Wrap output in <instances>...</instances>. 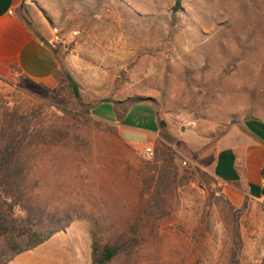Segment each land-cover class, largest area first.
Instances as JSON below:
<instances>
[{"label":"rangeland","instance_id":"1","mask_svg":"<svg viewBox=\"0 0 264 264\" xmlns=\"http://www.w3.org/2000/svg\"><path fill=\"white\" fill-rule=\"evenodd\" d=\"M26 1L41 33L52 38L58 28L54 48L85 103L137 100L124 124L153 130L155 108L170 135L149 140L84 114L59 83L0 75V127L18 107L39 130L31 167L39 193L70 209L71 228L92 242L94 232L102 243L121 240L110 264H233L234 253L236 264H264V202L232 209L211 173L229 125L264 119V0H181L175 17L176 0ZM114 111L107 101L93 108L107 119ZM148 146L155 156L172 152L179 173L156 197ZM151 204L161 210L148 222Z\"/></svg>","mask_w":264,"mask_h":264},{"label":"crops","instance_id":"2","mask_svg":"<svg viewBox=\"0 0 264 264\" xmlns=\"http://www.w3.org/2000/svg\"><path fill=\"white\" fill-rule=\"evenodd\" d=\"M23 1L0 0V75H19L53 88L57 85L55 72L59 62L47 44L51 37L33 24L26 10L29 4L26 0L23 14L31 26L21 18L17 9ZM113 105V118L93 115L119 123L126 132L146 134L149 140L158 134L156 121L151 122L153 130L124 124L129 111L124 115L122 104ZM211 173L234 206H242L246 200L264 202V119L245 118L229 125L215 145ZM69 226L37 247L17 255L8 264H93L90 232Z\"/></svg>","mask_w":264,"mask_h":264},{"label":"trees","instance_id":"3","mask_svg":"<svg viewBox=\"0 0 264 264\" xmlns=\"http://www.w3.org/2000/svg\"><path fill=\"white\" fill-rule=\"evenodd\" d=\"M24 1L18 6L17 12L31 26L30 21L20 12ZM181 10V0H176L172 9L173 17ZM47 44L59 62V68L55 72L57 83L71 90L73 97L81 107L82 113L93 114V108L97 104L107 101L122 104V114L125 115L129 111L130 104L137 102V100H134L126 103L105 99L95 104L85 103L78 82L60 64L58 50L49 43ZM150 104L153 106L152 103ZM154 110V119L159 128V133L163 139L169 141L170 135L160 129L167 123L160 118L155 108ZM38 134L37 126H31L29 114L23 113L18 107L5 110L0 127V264H8L22 252L37 247L55 233L65 230L77 218L70 209L53 207L48 196L40 194L38 191L39 181L33 176L31 170L34 160V156H32L33 138ZM174 162L175 156L172 152L158 149V153L153 160L157 175H153L149 180L151 182L149 185L152 182L156 183L153 197L159 195L161 187H169L178 177L179 173ZM204 176L207 185L211 187L215 179L206 173H204ZM228 203L232 209H236L230 201ZM246 204L245 201L242 207L236 209V211L240 212L246 207ZM159 210L161 208L156 204H151L150 209L144 210L148 215V222L154 217L153 213ZM154 223L155 221L152 224ZM131 230L135 232L136 229L132 227ZM238 242H240V237L237 232L236 243L238 244ZM124 247L125 245L121 243V240L102 243L94 232L93 264H110L123 252ZM236 256L237 254L234 253L231 261L233 264L238 262Z\"/></svg>","mask_w":264,"mask_h":264},{"label":"built area","instance_id":"4","mask_svg":"<svg viewBox=\"0 0 264 264\" xmlns=\"http://www.w3.org/2000/svg\"><path fill=\"white\" fill-rule=\"evenodd\" d=\"M53 37L50 40V45L55 46L56 41L59 39V31L57 27L52 28ZM143 156L149 160H152L155 156V152L153 147L148 146L143 150ZM263 184H264V178H263Z\"/></svg>","mask_w":264,"mask_h":264}]
</instances>
